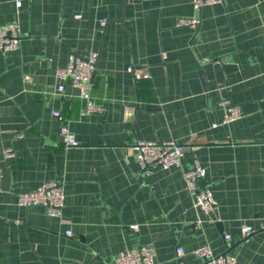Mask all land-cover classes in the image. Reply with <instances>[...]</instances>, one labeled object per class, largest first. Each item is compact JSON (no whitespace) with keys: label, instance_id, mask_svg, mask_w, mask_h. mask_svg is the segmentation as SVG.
I'll return each instance as SVG.
<instances>
[{"label":"crops","instance_id":"obj_1","mask_svg":"<svg viewBox=\"0 0 264 264\" xmlns=\"http://www.w3.org/2000/svg\"><path fill=\"white\" fill-rule=\"evenodd\" d=\"M10 23L21 40L0 51V264H113L141 246L155 264H203L202 246L264 264V0H0ZM90 52L96 114L57 74ZM222 100L242 117L224 123ZM139 141L182 144L181 166L145 172ZM194 159L216 202L208 215L185 188ZM50 182L63 187L62 217L18 204Z\"/></svg>","mask_w":264,"mask_h":264},{"label":"built area","instance_id":"obj_2","mask_svg":"<svg viewBox=\"0 0 264 264\" xmlns=\"http://www.w3.org/2000/svg\"><path fill=\"white\" fill-rule=\"evenodd\" d=\"M223 0H193L194 6L201 9L205 6L219 4ZM20 6L21 2L18 1ZM79 19L80 16H75ZM103 24H106L104 21ZM200 25V20L183 19L180 20L178 26H191L196 28ZM21 35L20 28L16 23H10L0 26V51L12 52L16 50L20 44ZM99 54L90 52L82 57L72 54L69 57L68 64L65 68L58 70L57 74L61 80H71L74 87L79 90L80 97L86 101L84 114H96L102 111L100 105H97L92 98L91 92L93 87V78L96 71V65ZM129 71H133L129 68ZM139 78L140 75H137ZM144 77H147L144 76ZM64 85H60L57 91L64 93ZM220 107L224 110V123L238 120L242 117L243 112L239 106L233 105L229 100H222ZM54 115L62 120V114L59 110L54 111ZM61 136L64 138L67 147L78 146L75 135L70 129L63 125L60 129ZM137 152V158L141 168L145 172H150L154 168L169 169L171 167H180L185 147L175 141L152 142L139 141L133 147ZM7 156H12L11 150L6 152ZM206 176L205 168L196 159L193 160L192 168L184 171L183 178L186 190L189 192L193 207L209 214L215 209L216 202L211 190L200 185L201 179ZM65 203V194L61 184L58 182H50L39 189L23 193L19 197L18 204L21 207L29 208L32 206H42L47 213L53 217H62ZM201 225V221L197 222ZM130 229L138 231V225H131ZM253 231L252 227L244 226L242 233L249 235ZM71 235L72 232H68ZM229 238V237H227ZM185 250L181 247L177 248L179 256L184 255ZM192 254L201 259L203 264H236V257L230 253L216 255L209 246H202L192 251ZM155 249L151 246H141L136 249L121 252L114 258L113 264H155Z\"/></svg>","mask_w":264,"mask_h":264}]
</instances>
